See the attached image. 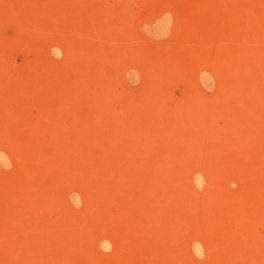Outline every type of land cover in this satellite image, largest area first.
I'll return each instance as SVG.
<instances>
[{
  "label": "rangeland",
  "instance_id": "obj_1",
  "mask_svg": "<svg viewBox=\"0 0 264 264\" xmlns=\"http://www.w3.org/2000/svg\"><path fill=\"white\" fill-rule=\"evenodd\" d=\"M0 154V264H264V0H0Z\"/></svg>",
  "mask_w": 264,
  "mask_h": 264
},
{
  "label": "bare ground",
  "instance_id": "obj_2",
  "mask_svg": "<svg viewBox=\"0 0 264 264\" xmlns=\"http://www.w3.org/2000/svg\"><path fill=\"white\" fill-rule=\"evenodd\" d=\"M207 78V77H206ZM205 78V79H206ZM6 165H8L9 166V164H8V160H7V158L5 157V156H3L2 154H0V166H5L6 167ZM200 178V177H199ZM198 179V178H197ZM201 179H203V178H201ZM196 181V183L197 184H199L200 183V180H195ZM230 183V182H229ZM229 185V184H228ZM228 189H230L229 187H228ZM74 201H73V203H75L77 200L76 199H73ZM78 204V203H77ZM75 205V204H74Z\"/></svg>",
  "mask_w": 264,
  "mask_h": 264
}]
</instances>
